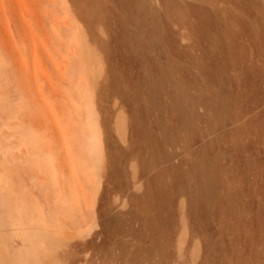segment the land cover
I'll return each instance as SVG.
<instances>
[{"label":"rangeland","instance_id":"rangeland-1","mask_svg":"<svg viewBox=\"0 0 264 264\" xmlns=\"http://www.w3.org/2000/svg\"><path fill=\"white\" fill-rule=\"evenodd\" d=\"M1 180L0 264H264V0H0Z\"/></svg>","mask_w":264,"mask_h":264},{"label":"bare ground","instance_id":"bare-ground-1","mask_svg":"<svg viewBox=\"0 0 264 264\" xmlns=\"http://www.w3.org/2000/svg\"><path fill=\"white\" fill-rule=\"evenodd\" d=\"M14 181V180H13ZM12 181V182H13ZM11 181L6 182L5 180H1L0 186H4V187H8V191L11 190V195L14 198V201L11 202L8 200L7 195L4 193V191L1 189L0 187V204H3V207L5 209H1L0 208V220L2 221H6L9 213L11 214V212H7L6 210L9 209L10 211H18V213L20 212H24V210H20L22 207V201H23V197L25 195H23L24 191L21 189V191L16 190L15 188H13L12 184H10ZM19 189V188H18ZM23 191V192H22ZM26 210V208H24ZM15 212H12V214H14ZM2 253H0V258L4 259L5 253L3 252V250H1Z\"/></svg>","mask_w":264,"mask_h":264}]
</instances>
